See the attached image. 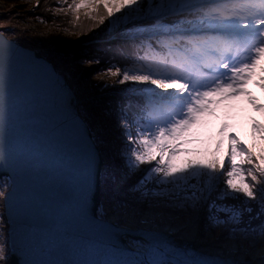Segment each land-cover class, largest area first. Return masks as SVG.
Instances as JSON below:
<instances>
[{"label":"snow or ice","instance_id":"6c2138e0","mask_svg":"<svg viewBox=\"0 0 264 264\" xmlns=\"http://www.w3.org/2000/svg\"><path fill=\"white\" fill-rule=\"evenodd\" d=\"M68 7L74 12L88 9L89 18L99 14V24L107 21L106 28L119 25L124 43L136 49L130 65L108 61L100 69L121 77L119 84L130 82V94L141 95L142 110L150 116L140 120L139 139L127 128L123 131L129 141L120 152L125 178L140 170L139 165H152L141 170L130 189L166 207L201 210L209 226L264 241V124L253 121L249 145L228 135L223 159L189 160L181 167L173 163L182 143L190 142L184 138L204 115L213 113V106L247 96L253 110L264 113V104L245 91L257 73L256 86L264 91V0H73ZM89 63L101 61L97 57ZM7 106L4 63L0 122ZM124 107L120 117L130 125L134 121L125 117ZM216 147L218 151L219 142Z\"/></svg>","mask_w":264,"mask_h":264},{"label":"water","instance_id":"95a60500","mask_svg":"<svg viewBox=\"0 0 264 264\" xmlns=\"http://www.w3.org/2000/svg\"><path fill=\"white\" fill-rule=\"evenodd\" d=\"M0 38L8 86L7 114L0 122V180L13 185L5 199L11 263L248 264L206 254L177 237L105 221L106 160L75 90L42 52L1 29ZM130 238L155 249L142 252Z\"/></svg>","mask_w":264,"mask_h":264},{"label":"rangeland","instance_id":"374dc122","mask_svg":"<svg viewBox=\"0 0 264 264\" xmlns=\"http://www.w3.org/2000/svg\"><path fill=\"white\" fill-rule=\"evenodd\" d=\"M32 1L36 2L37 0H0V29L5 35L6 33L4 30L10 28L28 32L29 25L28 20L26 19L25 11L27 12V6L32 4ZM64 1H68V5L73 3V0ZM52 11L59 13L68 12L71 14L79 13L85 15L88 9L82 8L79 12H74L69 7H64L60 10L54 9ZM106 23L108 24L107 21ZM98 26H102L99 24V21L93 24L92 28L97 29L99 28ZM119 27L120 26L117 25L115 30L110 34L108 26L106 28V33L103 36L95 35L94 38H92V40L94 39L92 43V45H94L93 48L95 47L96 49L100 46H115L118 45V43H120L119 45L124 46V40H106L111 35H123L122 32L118 31ZM72 33L73 32H59L58 30L49 38L45 35H39L37 37L40 41L36 42L34 47L30 46L26 48L42 52L44 56L49 53L54 55V53L57 52L64 53L67 56L77 55L74 60H71L66 56L64 60L56 59L51 62L56 66L60 73L64 72V76H67L71 86L79 97L81 102V111L84 107H89L92 95H94V99L113 97L119 101V103H116L115 106L118 108L115 122L109 121V119L106 118L104 109L99 110L94 117L96 125L95 129L97 130L96 133H99L100 136L106 138L103 146H106V149L109 150V155L105 157V172L109 175L107 180L108 185L104 191V205L106 204L105 209L107 211L112 210L114 212H121L124 214L123 216L133 217L136 220L146 221L157 220L153 215L155 213L162 212H167L173 214V216L179 217L180 222L189 221L193 217L198 216L201 217L199 227L204 237L206 236L210 239H217L218 241L226 244L238 241L239 236L230 234L227 229L220 226H209L205 220V213L201 210L174 209L166 207L161 203L153 202V200L147 198L141 199L136 192L130 189L129 186L143 175V171L141 170L150 168L152 165L148 163L139 165L140 170L125 178L127 169L123 166L120 152L124 146L129 143V141L123 134V131L127 128V131L131 134L134 140L139 139L140 136L138 133L139 123L136 121V118L133 119L128 116V119L134 122L130 125L125 124L123 123V119L120 117V112L122 105L129 107L131 103H136V101L143 99L135 98L138 95L136 96L130 94V82L119 84L118 80L121 77L113 76L110 71H100L101 67L97 64L89 63L90 61H93V59L86 60L81 57V55L83 56L84 50L88 49L87 47L89 45H84L86 43V39L82 38L80 33ZM29 36L34 35L29 33ZM68 38H75L77 40L74 42H68V40H70ZM11 39L17 41V37H12ZM59 49H69V51H59ZM135 52L136 49L134 53ZM89 53H85L84 55H89ZM106 67L107 66L103 68ZM112 70L114 71L115 69L113 68ZM102 84H106L109 87L106 89L98 87V85ZM148 87L151 86L149 85ZM246 89H248L250 94L256 98L257 103L264 104V91H261L257 86H253L250 82L246 85ZM138 97H141V95ZM247 101L248 99L245 100L243 96H238L232 100L226 101L224 104L213 106V113L211 115H204L201 118L200 123L192 129V133L184 138L185 141L190 142L182 143L181 154L173 158L174 165L176 167H181L189 160L208 162L212 159H223L228 147L227 137L230 134H234L245 145L252 143L253 136L251 132V125L253 121L259 124H264V113L254 111L252 106L248 104ZM141 104H143V102H141ZM145 114L149 115L147 112ZM223 125H227V127L224 132L221 133L220 128ZM130 128L131 132L129 131ZM218 142L220 143V148L217 151L216 146ZM256 142L259 143L258 137L256 138ZM100 147L102 148V146ZM133 147L137 150L139 149V145L135 143H133ZM236 162L240 163V159L238 158ZM9 190H13L12 182L8 180H0L1 206L5 202L4 198L6 196L4 194ZM162 223L167 222L165 221ZM2 235L3 234L0 232V236ZM4 239L6 240L3 235V239L0 240V247L4 248L3 253L6 252L9 254L11 251L10 241L7 243L3 241ZM245 239L247 241H252L258 238Z\"/></svg>","mask_w":264,"mask_h":264},{"label":"trees","instance_id":"16d2710c","mask_svg":"<svg viewBox=\"0 0 264 264\" xmlns=\"http://www.w3.org/2000/svg\"><path fill=\"white\" fill-rule=\"evenodd\" d=\"M4 1V0H1ZM68 1L64 0H37L36 2L32 1V4L27 6L28 10L26 13V19L28 20V32L19 31V29H6L4 32L9 38L17 37L18 43H20L24 47H30L35 46L36 42H39L37 36L39 35H45L47 38H49L52 34H55L56 31L59 30L62 32H73L80 33L82 38L87 40H90L94 38V36H103L106 33V27L107 24L105 22V25L98 26L99 28L94 29L92 28V25L97 23L99 21V14H94V18H89L88 16L84 14H71L68 12H54L52 10L68 7ZM103 13V9L100 10V14ZM98 19V20H97ZM53 25V26H52ZM53 27V28H51ZM58 29H55V28ZM29 33H32L34 36H29ZM68 42H74L77 39L68 38ZM135 50H133L131 47H129L127 44L124 46L117 45V46H100L99 48H96L93 52L92 49H86L84 50V54L89 53V55H83V58L86 60H94V58H99L101 63L97 64L99 67L103 68L107 66L108 61H111L113 64L116 65H123L124 63L130 62L131 60L135 59ZM81 55V54H80ZM46 58L49 61H53L56 59L64 60L67 55L64 53H54L52 54H46ZM77 55H69L67 56L71 60H74ZM82 56V55H81ZM96 64V63H93ZM63 75L64 72H61ZM67 77V76H66ZM100 89V88H99ZM98 90V89H96ZM91 104L89 107H84L82 109V114L87 120L89 124H91L93 132L96 135L97 142L100 146H102L104 150V156L107 157L109 155V150L106 149V146H103L105 143V137L100 136L99 133H96V125L94 121V117L96 113H98L99 110L104 109L106 118L109 119V121H116V112H118V108L115 107L116 103H119L118 99L116 98H98L94 99V95L91 96ZM100 106V107H97ZM102 106V107H101ZM117 108V109H116ZM124 115L126 118L129 117H135L137 122H140L141 119H144L146 111L142 110V104L141 101L138 100L136 103H131L129 107L123 108ZM145 116V117H144ZM131 132V128L129 129ZM108 176L105 175V181L106 186L108 185ZM1 205H0V214H1ZM247 218V217H245Z\"/></svg>","mask_w":264,"mask_h":264},{"label":"bare ground","instance_id":"6f19581e","mask_svg":"<svg viewBox=\"0 0 264 264\" xmlns=\"http://www.w3.org/2000/svg\"><path fill=\"white\" fill-rule=\"evenodd\" d=\"M116 26L117 25L115 24L109 26L110 34L115 30ZM113 39L124 40L125 38L124 35L116 34L114 36L111 35L106 40L109 41ZM119 44L120 43H118V45ZM93 46L94 45L91 44L87 48L93 49L94 52L95 47L93 48ZM262 63H264V61H262ZM258 75L259 73H257V77H254L251 81H249L250 84H252L253 86H256V80L258 78ZM245 91L250 93V91L246 89V86ZM137 95L140 96L139 94H136V96ZM138 96L135 98L142 99V97ZM243 97L245 100L248 99L247 96ZM1 210L3 213H6L3 207ZM123 215L124 214L121 212H114L112 210L107 211L105 209L103 210L102 217L105 221L120 226L129 231L139 233L149 232L157 234H166L173 237H177L186 242L192 243L199 250L212 256L242 261L248 264H264V241H261L259 238L256 240L247 241L245 238L239 237L238 241L226 244L218 241L217 239H210L206 236L204 237L199 227L201 223V217L195 216L189 221L180 222L179 217L173 216V214L167 212L155 213L153 216L156 217L157 220L154 221L136 220L133 217ZM0 219V222H3V217H1ZM165 221L167 223H162ZM129 240L133 244H135L142 252L152 253L155 249V246L151 242L142 241L136 238H130ZM5 255L6 254L3 252L0 253V264H13Z\"/></svg>","mask_w":264,"mask_h":264},{"label":"built area","instance_id":"2783aa9c","mask_svg":"<svg viewBox=\"0 0 264 264\" xmlns=\"http://www.w3.org/2000/svg\"><path fill=\"white\" fill-rule=\"evenodd\" d=\"M0 232H1V234L4 235V238H6V240L4 239L3 241L7 242V222H6V218L4 216H3V222H0ZM3 235L0 236V240L3 239ZM1 249H2V251H1ZM3 250H4V248L0 247V253H2ZM5 254H6V252H5ZM5 256H7V255H5Z\"/></svg>","mask_w":264,"mask_h":264}]
</instances>
